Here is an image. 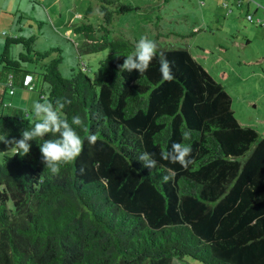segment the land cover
Wrapping results in <instances>:
<instances>
[{
    "label": "trees",
    "instance_id": "1",
    "mask_svg": "<svg viewBox=\"0 0 264 264\" xmlns=\"http://www.w3.org/2000/svg\"><path fill=\"white\" fill-rule=\"evenodd\" d=\"M167 1V0H164ZM75 32L85 53L108 50L97 75L72 68L63 77L62 49H35V36H8L0 56V264H264V136L241 123L226 87L192 52L163 44L142 75L121 71L138 39L112 37L114 20L134 9L122 0H99ZM23 50L10 53L11 45ZM54 55L51 57V55ZM174 78L162 79L159 60ZM32 64L40 70L28 68ZM34 74L48 84L40 101H71L59 109L71 123L80 115L87 131L73 125L81 154L58 174L45 169L38 141L24 155L8 143L30 125L12 104L10 89L36 90ZM31 75L33 88L24 84ZM34 125L37 120H31ZM190 131L188 140L182 138ZM98 134L95 145L87 136ZM46 134L44 139H51ZM173 143L191 144L187 169L162 160ZM159 161L144 168L137 157ZM171 174L165 183L161 177Z\"/></svg>",
    "mask_w": 264,
    "mask_h": 264
},
{
    "label": "rangeland",
    "instance_id": "2",
    "mask_svg": "<svg viewBox=\"0 0 264 264\" xmlns=\"http://www.w3.org/2000/svg\"><path fill=\"white\" fill-rule=\"evenodd\" d=\"M122 1L133 4L134 9L116 17L112 37L139 40L147 36L153 40L160 34L163 44L188 48L226 87L236 118L264 136V18L259 17L264 15V0ZM98 4L99 0H0V56L8 36H35L38 51L62 49L59 71L63 77L78 67L90 78L96 77L99 61L108 57V50L81 52L78 46L83 36L75 28L86 21L89 8L88 20H98ZM257 5L261 7L255 13ZM22 50V45L12 44L10 54L18 56ZM28 68L40 72L32 64ZM34 77L36 90L17 87L10 96L29 120L35 119L32 105L48 89L40 75ZM6 152V144L0 139V158ZM173 264L201 263L175 258Z\"/></svg>",
    "mask_w": 264,
    "mask_h": 264
},
{
    "label": "clouds",
    "instance_id": "3",
    "mask_svg": "<svg viewBox=\"0 0 264 264\" xmlns=\"http://www.w3.org/2000/svg\"><path fill=\"white\" fill-rule=\"evenodd\" d=\"M157 47V43L147 36L141 37L135 44V51L127 55L123 64L119 65L120 72L137 70L140 75L145 73L156 56ZM161 57L159 60L161 77L165 81H171L174 78L171 63L163 58V54H161ZM70 103L71 101L66 97L57 99L55 103L48 100L43 103L34 102L31 115L35 117L37 122L32 125L31 120H29L31 126L22 131L20 139L8 142L10 146L14 145L13 148L19 149L26 155L31 149L30 141H38V138L42 139L43 143H39V148L45 169L52 174H58L60 166L74 161L81 154L83 148L81 136L73 125L87 131L80 115L72 116L71 123L59 115L58 110L63 109L65 104ZM46 134H51L52 138L45 140ZM190 136V131H184L182 134L184 140H188ZM97 140L98 134L96 133L87 136L90 145H95ZM191 153V144L173 143L169 151L161 153V159L178 163L181 167L187 169L193 163V160L189 158ZM137 161L141 162L144 168L151 170L149 177H152V170L156 169L159 164L153 154L147 151L140 153ZM161 179L167 183L172 179V176L166 174Z\"/></svg>",
    "mask_w": 264,
    "mask_h": 264
},
{
    "label": "built area",
    "instance_id": "4",
    "mask_svg": "<svg viewBox=\"0 0 264 264\" xmlns=\"http://www.w3.org/2000/svg\"><path fill=\"white\" fill-rule=\"evenodd\" d=\"M31 81H32L31 75H27L25 80H24V84H26V86H28L29 88H33L34 87V83H32ZM10 93L11 94L14 93V88L10 89Z\"/></svg>",
    "mask_w": 264,
    "mask_h": 264
},
{
    "label": "crops",
    "instance_id": "5",
    "mask_svg": "<svg viewBox=\"0 0 264 264\" xmlns=\"http://www.w3.org/2000/svg\"><path fill=\"white\" fill-rule=\"evenodd\" d=\"M261 6L260 5H257V7L255 8V13H257V12H259V8H260ZM262 12V11H261ZM264 16V15H263ZM263 16H259V17H262V18H264ZM42 88V87H41ZM44 89V88H43ZM43 93L45 92V91H42ZM12 102V101H11ZM12 104H14L13 102H12Z\"/></svg>",
    "mask_w": 264,
    "mask_h": 264
}]
</instances>
